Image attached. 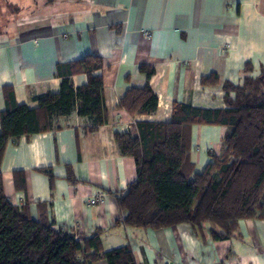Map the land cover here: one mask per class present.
I'll return each mask as SVG.
<instances>
[{"label":"crops","instance_id":"obj_1","mask_svg":"<svg viewBox=\"0 0 264 264\" xmlns=\"http://www.w3.org/2000/svg\"><path fill=\"white\" fill-rule=\"evenodd\" d=\"M3 1L14 9V24L0 38V112L4 86L13 88L17 104L35 108L36 97L58 92L63 77L84 84L85 72L69 71L86 55L102 60L94 74L102 75L108 112L93 130L92 118L74 110L58 127L8 141L0 170L10 202L79 241L97 233L104 251L128 245L136 264H264V218L238 219L222 239L206 229L194 234L183 222L159 229L124 224L117 198L136 168L113 136L136 133L137 121H169L174 103L225 108L220 84L237 83L245 62L264 65V0ZM142 66L152 69L149 76ZM211 74L219 84L202 82ZM146 85L157 95L156 110L130 114L121 96ZM224 133L222 125L191 126L196 170L220 152ZM97 195L101 200L87 205Z\"/></svg>","mask_w":264,"mask_h":264},{"label":"trees","instance_id":"obj_2","mask_svg":"<svg viewBox=\"0 0 264 264\" xmlns=\"http://www.w3.org/2000/svg\"><path fill=\"white\" fill-rule=\"evenodd\" d=\"M101 67L98 56L86 55L73 62L69 72H85L86 82L74 87L69 76L63 77L58 92L36 97L35 108L17 104L13 88L4 86L0 165L8 141L15 143L23 136L58 127V119L74 110L92 118L89 130L105 124L102 75L94 74ZM141 70L147 76L152 72L143 66ZM202 82L219 84L216 74ZM220 86L225 108L174 103L169 121H137L136 133H114L120 153L132 156L136 168V178L117 198L124 224L159 229L183 222L194 234L206 229L214 239H222L232 234L238 219L264 218V65L256 68L245 62L237 83L225 80ZM120 105L132 115L152 113L157 95L147 85L130 88ZM203 123L222 125L225 133L220 152L210 153V161L198 171L190 154V132L193 124ZM100 261L136 264L128 245L104 251L97 233L79 241L46 219H34L27 206L13 205L4 194L0 170V264Z\"/></svg>","mask_w":264,"mask_h":264},{"label":"rangeland","instance_id":"obj_3","mask_svg":"<svg viewBox=\"0 0 264 264\" xmlns=\"http://www.w3.org/2000/svg\"><path fill=\"white\" fill-rule=\"evenodd\" d=\"M14 24L13 7L0 1V38L3 33L10 32V27ZM232 94V93H231Z\"/></svg>","mask_w":264,"mask_h":264},{"label":"built area","instance_id":"obj_4","mask_svg":"<svg viewBox=\"0 0 264 264\" xmlns=\"http://www.w3.org/2000/svg\"><path fill=\"white\" fill-rule=\"evenodd\" d=\"M146 34H148V33L146 32ZM100 200H101L100 195L94 196L93 198H91V199H89V200L87 201V205H89V206H93V205L96 204V202H98V201H100Z\"/></svg>","mask_w":264,"mask_h":264}]
</instances>
